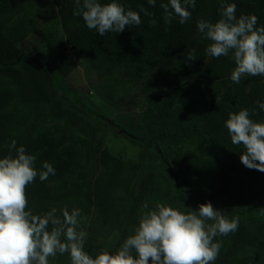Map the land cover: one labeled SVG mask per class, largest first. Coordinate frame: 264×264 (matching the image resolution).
<instances>
[{"label":"trees","instance_id":"1","mask_svg":"<svg viewBox=\"0 0 264 264\" xmlns=\"http://www.w3.org/2000/svg\"><path fill=\"white\" fill-rule=\"evenodd\" d=\"M27 1L0 0V15L6 16L0 18V74L11 78L19 86L21 103L34 101L54 106L58 93L55 76L67 78L77 67L76 59H83L102 81L115 75L122 81L135 84L139 97L133 95L126 99L124 104L128 108L143 109L145 99H149L142 117L148 132L145 146L159 154L166 164L169 163V155L164 150V144L181 143L195 137L204 156L230 154L227 169L218 176L219 185L215 193L219 198L229 196L235 174L246 173L251 184L259 185L264 190V172L249 169L241 163L242 146L231 143L224 126L228 113L238 112L242 108L256 110L257 114L251 117L254 121L264 120V111L256 103L264 102V76L245 77L238 85L232 82L230 75L235 67L234 61L225 56H208L205 48L209 41L202 37L196 27L200 19L214 23L221 18V0H196L195 8L189 9L192 17L184 24H180L178 18L165 24L160 5L168 0H156L154 7L147 0H119L126 9L140 12L143 7L154 16H145L140 12V25L126 26L122 33H107L103 37L95 30H89L81 16L73 15V0H55L59 7V23L72 54L63 50L55 54L59 49L56 30H45L32 24L30 15L24 13ZM99 2L106 3L108 0ZM223 3L236 4L237 18L255 15L258 18L257 27L264 26V0H223ZM13 15L19 16L16 20L8 18ZM151 19L156 20L154 27L150 25ZM30 33L42 38L48 48L47 59L23 46ZM192 49L196 50L194 60L187 58ZM223 79L230 80L231 84L220 94L214 81ZM184 80H189V83L170 91L161 90L165 85ZM15 99L14 89H0V158L8 154L9 145L15 140L18 147H25L27 154L36 155L34 167L38 171L44 170L43 162L52 164L55 175L50 174L43 182L37 176L26 188L28 209L33 214L42 215L52 210L55 202L64 201L72 193V190L64 191L58 184L67 181L78 170L81 153L73 144L64 147L65 138L50 133L37 136L35 125L25 127V116H16L9 109ZM87 112L102 122L109 120L96 107ZM59 113L66 115L61 110ZM138 116L136 112L128 115L127 123L135 124L134 119ZM119 127L127 136L134 138L129 134V128ZM13 128L16 133L11 136ZM99 150L93 147L90 158L116 171L117 163L108 159L104 151L102 154L105 157L99 158ZM11 154L15 156V150ZM184 161L187 165V181H200L207 174V168L194 165L193 156H185ZM96 169L97 165L92 171ZM169 169L178 183L181 167L171 163ZM150 182V176L141 174L134 186L126 191V206L121 212L122 218L116 221L119 224L116 233L110 241L99 246L97 253L101 250L115 252L130 234V229L138 222ZM177 198L180 204L192 210L208 202L199 190L183 189L178 192ZM66 208L69 211L73 209L69 204ZM249 211L253 209L242 210L244 213ZM234 213V216L240 215ZM57 215H62L60 210H57ZM260 216L264 222V211L260 212ZM244 241L245 229H241L228 252L222 255L220 251L214 264H249L233 261L238 250L244 248ZM67 256L58 254L54 260L62 261Z\"/></svg>","mask_w":264,"mask_h":264},{"label":"clouds","instance_id":"2","mask_svg":"<svg viewBox=\"0 0 264 264\" xmlns=\"http://www.w3.org/2000/svg\"><path fill=\"white\" fill-rule=\"evenodd\" d=\"M74 16H81L89 30L103 37L107 33H122L126 26L141 24L140 12L154 16L141 7L140 12L126 9L119 0H73ZM151 6L156 0H147ZM196 0H168L161 3L165 24L178 18L184 24L192 17L190 8ZM235 3L221 0L220 19L209 22L200 19L196 27L209 41L208 56L230 57L235 64L230 79L237 85L248 76H264V26L257 27L255 15L236 16ZM155 26L156 20L151 19ZM187 58L194 60L196 50ZM264 111V102H256ZM256 110L242 108L229 112L225 128L235 146H242L241 163L264 172V120L254 121ZM12 150H15L13 156ZM37 157L27 154L15 140L9 152L0 158V264H50V258L68 254L70 264H214L226 237L239 228V217L229 218L215 209L211 202L199 204L197 210L184 205L185 210L157 203L153 209L143 205L137 224L115 252L101 250L95 256L85 250L88 233L82 227L81 210L64 208L33 214L28 209L26 188L37 176L41 182L55 175L47 161L43 169L35 167ZM86 219V218H85Z\"/></svg>","mask_w":264,"mask_h":264},{"label":"rangeland","instance_id":"3","mask_svg":"<svg viewBox=\"0 0 264 264\" xmlns=\"http://www.w3.org/2000/svg\"><path fill=\"white\" fill-rule=\"evenodd\" d=\"M54 1L28 0L25 3L24 13L30 15L32 24L45 30H56L59 49L55 54L60 50L72 54L59 23L57 14L59 7ZM18 16L13 15L8 18L16 20ZM3 17L6 16L0 15V18ZM23 46L44 55L47 59L48 48L40 36L30 33L24 40ZM76 62V69L67 78L55 76L58 93L54 106L34 101L21 103L19 86L2 74H0V89L15 90L16 99L9 109L13 110L16 116H25L27 119L25 127L35 125L37 136L50 133L65 138L64 147L73 144L79 148L81 159L78 170L67 181L58 184L64 191L72 190V193L64 201L55 202L54 208L61 210L69 204L71 208L81 210L82 227L88 233L85 250L95 256L99 246L113 238L119 225L116 221L122 218L121 212L126 206V191L134 186L141 174H144L150 176L151 181L143 204H147L148 208L163 203L185 210L177 198L178 192L184 189L199 190L215 209L224 211L229 218L236 217L232 215L234 212L240 213L238 230L226 237L216 238L222 243L221 254L225 255L228 252L236 235L241 229H245L244 248L238 250L233 261L264 264V222L260 216V212L264 211L263 188L251 184L246 173L235 174L229 196L219 198L215 193L219 185L218 176L221 171L227 169L230 154L204 156L195 137L181 143L164 144V150L169 155V163L166 164V160H162L159 154L145 146L148 132L142 117L149 99H145L146 105L143 109L128 108L124 104L125 100L133 95L139 97L135 84L122 81L115 75L102 81L83 59H76ZM188 83L189 80H184L165 85L161 90L170 91ZM214 84L221 94L231 82L223 79L214 81ZM95 107L109 120L102 122L89 115L87 111ZM60 110L66 112V115H60ZM135 112L139 115L134 119L135 124H128V115ZM119 126L129 128V134L134 138L127 136ZM132 128L138 130L134 131ZM15 133L16 129L13 128L11 136ZM93 147L100 149L99 158L104 156L102 154L104 151L108 159L115 161L117 170L113 171L96 159H91L90 153ZM185 156H193L195 166L201 165L207 168V174L202 180L187 181ZM171 163H177L181 167L178 183L170 173ZM96 165V171H92ZM246 209L253 211L242 212ZM50 264H70V258L67 256L62 261L50 259Z\"/></svg>","mask_w":264,"mask_h":264}]
</instances>
